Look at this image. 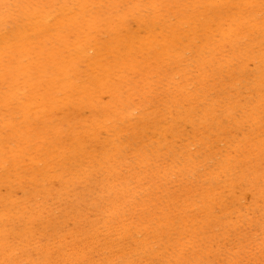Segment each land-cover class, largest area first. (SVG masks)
Masks as SVG:
<instances>
[{
    "label": "rangeland",
    "instance_id": "1",
    "mask_svg": "<svg viewBox=\"0 0 264 264\" xmlns=\"http://www.w3.org/2000/svg\"><path fill=\"white\" fill-rule=\"evenodd\" d=\"M263 30V0H0V264H264Z\"/></svg>",
    "mask_w": 264,
    "mask_h": 264
},
{
    "label": "bare ground",
    "instance_id": "2",
    "mask_svg": "<svg viewBox=\"0 0 264 264\" xmlns=\"http://www.w3.org/2000/svg\"><path fill=\"white\" fill-rule=\"evenodd\" d=\"M169 1H170V0H169ZM246 1H247V0H246ZM256 1H257V0H256ZM259 1H260V0H259ZM261 1H262V0H261ZM263 1H264V0H263ZM109 2H110V1H109ZM172 2H173V1H172ZM239 2H240V1H239ZM250 2H251V1H250ZM253 2H254V1H253ZM169 3H170V2H169ZM245 3H246V2H244V4H245ZM258 3H259V2H258ZM47 4H48V3H47ZM244 4H243V5H244ZM248 4H249V3H248ZM250 4H251V3H250ZM254 4H255V3H254ZM251 5H252V4H251ZM251 5H249L250 8H251ZM261 5H262V4H261ZM40 6H41V5H40ZM175 6H176V5H175ZM189 6H190V5H189ZM204 6H205V5H204ZM228 6H229V5H228ZM239 6H240V5H239ZM241 6H242V3H241ZM247 7H248V6H247ZM52 8H53V7H52ZM55 8H56V7H55ZM87 8H88V7H87ZM204 8H205V7H204ZM204 8H203V9H204ZM227 8H228V7H227ZM232 8H233V7H232ZM259 8H260V7H259ZM261 8H262V7H261ZM261 8H260V9H261ZM113 9H117V8H113ZM233 9H234V8H233ZM242 9H243V8H242ZM244 9H245V8H244ZM246 9H247V8H246ZM218 10H219V9H218ZM226 10H227V9H226ZM228 10H229V9H228ZM237 10H238V9H237ZM252 10H253V9H252ZM256 10H257V8H256ZM50 11H51V10H50ZM66 11H67V10H66ZM202 11H203V10H202ZM214 11H215V10H214ZM224 11H225V10H224ZM246 11H247V10H246ZM246 11H245V12H246ZM258 11H259V10H258ZM230 12H231V11H230ZM239 12H240V10H239ZM249 12H250V11H249ZM249 12H248V13H249ZM253 12H254V11H253ZM153 13H154V12H153ZM182 13H183V12H182ZM232 13H233V12H232ZM232 13H231V16L233 15ZM235 13H236V12H235ZM240 13H241V12H240ZM248 13H246V14H248ZM251 13H252V11H251ZM251 13H250V14H251ZM254 13H255V12H254ZM256 13H257V12H256ZM259 13H260V12H259ZM261 13H262V12H261ZM63 14H64V13H63ZM117 14H118V12H117ZM124 14H125V13H124ZM162 14H163V13H162ZM206 14H207V12H206ZM242 14H243V13H242ZM257 14H258V13H257ZM74 15H75V13H74ZM125 15H126V14H125ZM184 15H185V14H184ZM213 15H214V14H213ZM213 15H211V16H213ZM227 15H228V14H227ZM227 15H226V16H227ZM236 15H237V14H236ZM216 16H217V15H216ZM221 16H222V15H221ZM234 16H235V15H234ZM234 16H233V17H234ZM242 16H243V15H242ZM246 16H247V15H246ZM258 16H259V15H258ZM38 17H39V16H38ZM41 17H42V16H41ZM113 17H114V16H113ZM205 17H206V16H205ZM235 17H236V16H235ZM235 17H234V18H235ZM243 17H245V16H243ZM256 17H257V16H256ZM260 17H261V16H260ZM211 18H212V17H211ZM221 18H224V17H221ZM248 18H249V17H248ZM253 18H254V17H253ZM156 19H157V18H156ZM168 19H169V18H168ZM224 19H226V18H224ZM228 19H229V18H228ZM238 19H240V16H239ZM250 19H251V18H250ZM254 19H255V18H254ZM256 19H257V18H256ZM217 20H218V19H217ZM230 20H231V18H230ZM235 20H236V19H235ZM246 20H247V19H246ZM246 20H245V21H246ZM261 20L263 21V19H261ZM261 20H260V22H261ZM55 21H56V20H55ZM247 21H248V20H247ZM143 22H144V21H143ZM194 22H195V21H194ZM226 22H227V21H226ZM231 22H233V19L231 20ZM253 22H254V20H253ZM256 22H257V21H256ZM102 23H103V22H102ZM151 23H152V22H151ZM172 23H173V22H172ZM221 23H222V22H221ZM237 23H238V22H237ZM247 23H248V22H247ZM254 23H255V22H254ZM258 23H259V22H258ZM43 24H44V23H43ZM182 24H183V23H182ZM185 24H186V23H185ZM218 24H220V23H218ZM218 24H217V26H219ZM224 24H225V23H224ZM240 24H241V23H240ZM259 24H260V23H259ZM152 25H153V24H152ZM175 25H176V24H175ZM225 25H226V24H225ZM229 25H231V24H229ZM238 25H239V24H238ZM243 25H244V24H243ZM247 25H249V24H247ZM252 25H253V24H252ZM252 25H250V26H252ZM209 26H210V25H209ZM211 26H212V25H211ZM211 26H210V27H211ZM231 26H232V25H231ZM260 26H262V25H260ZM6 27H7V26H6ZM74 27H75V26H74ZM90 27H91V26H90ZM174 27H175V26H174ZM235 27H236V26H235ZM237 27H238V26H237ZM240 27H241V25H240ZM244 27L246 28L247 26L245 25ZM253 27H254V26H253ZM253 27H252V28H253ZM57 28H58V27H57ZM215 28H216V27H215ZM226 28H227V27H226ZM241 28H242V27H241ZM184 29H185V28H184ZM212 29H213V28H212ZM253 29H254V28H253ZM259 29H260V28H259ZM144 30H145V29H144ZM153 30H154V29H153ZM200 30H201V29H200ZM223 30H224V29H223ZM227 30L230 31V29H227ZM235 30H236V29H235ZM244 30H245V29H244ZM251 30H252V29H251ZM254 30H255V29H254ZM62 31H63V30H62ZM73 31H74V30H73ZM82 31H83V30H82ZM210 31H211V29H210ZM213 31H214V30H213ZM238 31H239V30H238ZM238 31L235 32V33H239ZM249 31H250V30H249ZM252 31H253V30H252ZM260 31H261V30H260ZM263 31H264V30H263ZM51 32H52V31H51ZM146 32H147V31H146ZM155 32H156V31H155ZM157 32H158V31H157ZM232 32H233V31H232ZM241 32H242V31H241ZM241 32H240V33H241ZM243 32H244V31H243ZM258 32H259V31H258ZM162 33H163V32H162ZM178 33H179V32H178ZM194 33H195V32H194ZM197 33H198V32H197ZM201 33H202V31H201ZM223 33H224V32H223ZM249 33H250V32H249ZM249 33H247V34H249ZM253 33H254V32H253ZM256 33H257V31H256ZM89 34H90V33H89ZM149 34H150V33H149ZM202 34H203V33H202ZM211 34H212V33H211ZM226 34H227V33H226ZM242 34H243V33H242ZM251 34H252V33H251ZM77 35H78V34H77ZM105 35H106V34H105ZM144 35H145V34H144ZM162 35H163V34H162ZM162 35H161V37H162ZM171 35H172V34H171ZM194 35H195V34H194ZM200 35H201V34H200ZM208 35H209V34H208ZM224 35H225V34H224ZM238 35L240 36L241 34H238ZM258 35H259V34H258ZM261 35H262V33H261ZM263 35H264V34H263ZM23 36H24V35H23ZM71 36H73V35H71ZM127 36H128V35H127ZM137 36H138V35H137ZM142 36H143V35H142ZM180 36H181V35H180ZM182 36H183V35H182ZM201 36H202V35H201ZM227 36H228V35H227ZM243 36H245V35H243ZM246 36H248V35H246ZM88 37H89V36H88ZM132 37H133V36H132ZM143 37H144V36H143ZM151 37H152V36H151ZM234 37L236 38V35H235ZM248 37H249V36H248ZM254 37H255V36H254ZM262 37H263V36H262ZM155 38H156V37H155ZM198 38H199V37H198ZM235 38H234V39H235ZM250 38H251V37H250ZM42 39H43V38H42ZM105 39H106V38H105ZM128 39H129V38H128ZM137 39H138V38H137ZM205 39H206V38H205ZM207 39L209 40V38H207ZM222 39H223V38H222ZM238 39H239V38H238ZM247 39H248V38H247ZM163 40H164V39H163ZM165 40H166V39H165ZM191 40H192V39H191ZM218 40H219V39H218ZM251 40H252V39H251ZM122 41L124 42L123 36H122ZM196 41H197V40H196ZM206 41H207V40H206ZM219 41H220V40H219ZM242 41H243V40H242ZM246 41H247V40H246ZM255 41H256V40H255ZM147 42H148V41H147ZM160 42H161V41H160ZM193 42H194V40H193ZM207 42H208V41H207ZM260 42H261V41H260ZM50 43H51V42H50ZM118 43H119V42H118ZM120 43H121V42H120ZM143 43H145V42H143ZM211 43H212V41H211ZM221 43H222V41H221ZM236 43H237V41H236ZM236 43H234V44H236ZM244 43H245V40H244ZM249 43H250V41H249ZM256 43H257V42H256ZM258 43H259V42H258ZM125 44L128 45V43H125ZM194 44H195V42H194ZM240 44H241V43H240ZM240 44H239V45H240ZM252 44H253V43H252ZM113 45H114V44H113ZM136 45H137V44H136ZM150 45H151V44H150ZM173 45H174V44H173ZM216 45H217V43H216ZM220 45H221V44H220ZM222 45H223V43H222ZM227 45H228V44H227ZM241 45H242V44H241ZM255 45H256V44H255ZM257 45H258V44H257ZM259 45H260V44H259ZM120 46H121V45H120ZM153 46H154V45H153ZM167 46H168V45H167ZM207 46H208V45H207ZM207 46H206V47H207ZM237 46H238V45H237ZM201 47H203V46H201ZM219 47H220V46H219ZM221 47H222V46H221ZM238 47H240V46H238ZM244 47H245V46H244ZM263 47H264V46H263ZM82 48H83V47H82ZM130 48H132V47H130ZM240 48H241V47H240ZM121 49H122V48H121ZM172 49H173V48H172ZM215 49H216V48H215ZM234 49H235V48H234ZM261 49H262V48H261ZM59 50H60V49H59ZM67 50H68V49H67ZM87 50H88V49H87ZM89 50H93V49H89ZM165 50H166V49H165ZM181 50H183V49H181ZM218 50H220V49H218ZM237 50H238V49H237ZM241 50H242V49H241ZM244 50H245V49H244ZM263 50H264V49H263ZM18 51H19V49H18ZM200 51H201V50H200ZM200 51H199V52H200ZM220 51H221V50H220ZM255 51H256V50H255ZM148 52H149V51H148ZM177 52H178V51H177ZM238 52H239V51H238ZM245 52H246V51H245ZM252 52H254V51H252ZM83 53H84V52H83ZM161 53H162V52H161ZM236 53H237V51H236ZM243 53H244V52H243ZM243 53H242V54H243ZM246 53H247V52H246ZM256 53H258V52H256ZM34 54H35V53H34ZM254 54H255V53H254ZM123 55H124V54H123ZM179 55H180V54H179ZM247 55H248V53H247ZM255 55H256V54H255ZM259 55H260V54H259ZM259 55H258V56H259ZM263 55H264V54H262V56H263ZM183 56H184V55H183ZM240 56H241V54H240ZM245 56H246V55H245ZM135 57H137V56H135ZM192 57H193V56H192ZM246 57H247V56H246ZM259 57H260V56H259ZM259 57H258V59H259ZM48 58H49V57H48ZM85 58H86V57H85ZM133 58H134V57H133ZM152 58H153V57H152ZM244 58H245V57H244ZM256 58H257V57H256ZM88 59H89V57H88ZM102 59H103V58H102ZM112 59H113V58H112ZM126 59H127V58H126ZM160 59H161V58H160ZM52 60H53V59H52ZM41 61H42V60H41ZM155 61H156V60H155ZM203 61H204V60H203ZM205 61H206V60H205ZM263 61H264V59H263ZM55 62H56V61H55ZM57 62H58V61H57ZM61 62H62V61H61ZM138 62H139V61H138ZM228 62H229V61H228ZM241 62H242V61H241ZM259 62H261V61H259ZM246 63H247V62H246ZM65 64H67V63L65 62ZM74 64H75V63H74ZM149 64H150V63H149ZM50 65H51V64H50ZM135 65H136V64H135ZM201 65H202V63H201ZM201 65H199V66H201ZM216 65H217V64H216ZM216 65H215V66H216ZM226 65H227V64H226ZM226 65H225V66H226ZM62 66H63V65H62ZM237 66H238V65H237ZM239 66H240V65H239ZM245 66H246V65H245ZM1 67H2V66H1ZM1 67H0V68H1ZM23 67H24V66H23ZM246 67H247V66H246ZM31 68H32V67H31ZM63 68H65V67H63ZM61 69H62V68H61ZM68 69H69V68H68ZM136 69H137V68H136ZM242 69H243V67H242ZM11 70H12V69H11ZM41 70H43V69H41ZM58 71H60V70H58ZM126 71H127V70H126ZM30 72H31V71H30ZM30 72H29V73H30ZM151 72H152V71H151ZM13 73H14V72H13ZM53 73H54V72H53ZM59 73H60V72H59ZM59 73H58V74H59ZM245 73H246V72H245ZM14 74H15V73H14ZM47 74H48V73H47ZM94 74H95V73H94ZM28 75H29V74H28ZM63 75H64V74H63ZM98 75H99V74H98ZM135 75H136V74H135ZM22 76H23V75H22ZM123 76H124V75H123ZM61 78H62V77H61ZM17 79H18V78H17ZM46 79H47V78H46ZM227 79H228V78H227ZM241 79H242V78H241ZM101 80H102V79H101ZM14 81H15V80H14ZM66 81H67V80H66ZM1 82H2V81H1ZM236 82H237V81H236ZM260 82H261V81H260ZM68 83H69V82H68ZM223 83H224V82H223ZM233 83H234V82H233ZM237 83H238V82H237ZM255 83H256V82H255ZM23 84H24V83H23ZM183 84H184V83H183ZM187 84H188V83H187ZM67 85H68V84H67ZM67 85H66V86H67ZM103 85H104V84H103ZM108 85H109V84H108ZM122 85H123V84H121V86H122ZM225 85H226V84H225ZM93 86H94V85H93ZM180 86H181V85H180ZM228 86H229V85H228ZM230 86H231V85H230ZM19 87H20V85H19ZM23 87H24V86H23ZM258 87H259V86H258ZM68 88H69V87H68ZM73 88H74V87H73ZM95 88H96V86H95ZM180 88H181V87H180ZM20 89H21V88H20ZM26 89H27V88H26ZM114 89H115V88H114ZM177 89H178V88H177ZM261 89H262V88H261ZM37 90H38V89H37ZM53 90H54V89H53ZM76 90H77V89H76ZM182 90L184 91L185 89H182ZM61 91H62V90H61ZM24 92H25V89H24ZM64 92H65V91H64ZM185 92H186V91H185ZM185 92H184V94H186ZM179 93H180V92H179ZM181 93H182V92H181ZM176 94H177V93H176ZM176 94H175V96H176ZM187 94H188V93H187ZM187 94H186V95H187ZM182 95H183V94H182ZM179 97H181V96L179 95ZM12 98H13V97H12ZM166 98H167V97H166ZM182 98H183V97H182ZM70 100H71V99H70ZM176 100H177V99H176ZM176 100H175V101H176ZM178 101H179V100H178ZM184 102H185V100H184ZM66 103H67V100H66ZM172 103H173V102H172ZM180 103H181V102H180ZM182 103H183V102H182ZM228 103H229V102H228ZM173 104H174V103H173ZM187 104H188V103H187ZM64 105H65V104H64ZM66 105H67V104H66ZM175 105H177V104H175ZM180 105H181V104H180ZM184 106H185V105H184ZM36 109H37V108H36ZM164 109H166V108H164ZM168 109H169V108H168ZM193 109H194V108H193ZM255 109H256V108H255ZM194 110H195V109H194ZM234 111H235V110H234ZM253 111H254V110H253ZM111 112H112V111H111ZM188 113H189V112H188ZM210 113H211V112H210ZM252 113H253V112H252ZM11 114H12V113H11ZM30 114H31V113H30ZM156 114H157V113H156ZM16 115H17V114H16ZM113 115H114V113H113ZM2 116H3V115H2ZM229 116H230V115H229ZM12 117H13V116H12ZM256 117H257V116H256ZM143 118H144V117H143ZM157 118H158V117H157ZM161 118H162V117H161ZM232 118H233V117H232ZM242 118H243V117H242ZM24 119H25V118H24ZM50 119H51V118H50ZM159 119H160V118H158V120H159ZM161 120H162V119H161ZM163 120H164V119H163ZM25 121H26V120H25ZM159 121H160V120H159ZM159 121H158V123H159L160 126H161V124H162L163 122L160 121V122H161V123H160ZM18 122H19V121H18ZM69 122H70V121H69ZM224 122H225V121H224ZM47 123H48V122H47ZM50 123H52V122H50ZM42 124H43V123H42ZM142 124H143V123H142ZM236 124H237V123H236ZM247 124H248V123H247ZM154 125H155V124H154ZM243 125H244V124H243ZM243 125H242V126H243ZM34 127H35V126H34ZM40 127H41V125H40ZM42 127H43V126H42ZM69 127H70V126H69ZM134 127H135V125H134ZM144 127H145V126H144ZM169 127H170V126H169ZM172 127H173V126H172ZM172 127H171V129H172ZM215 127H216V125H215ZM140 128H141V127H140ZM140 128H139V129H140ZM147 128H148V127H147ZM149 128H151V126H150ZM155 128H156V127H155ZM173 128H174V127H173ZM239 128H240V127H239ZM242 128H243V127H242ZM261 128H262V127H261ZM134 129H135V128H134ZM243 129H244V128H243ZM71 130H72V129H71ZM142 130H143V129H142ZM150 130H151V129H150ZM135 131H136V130H135ZM164 131H165V130H164ZM238 131H239V130H238ZM241 131H242V130H241ZM136 132H137V131H136ZM157 132H158V131H157ZM132 133H133V132H132ZM139 133H140V130H139ZM163 133H164V132H163ZM163 133H161V134H163ZM41 134H42V133H41ZM91 134H92V133H91ZM126 134H127V133H126ZM136 134H137V133H136ZM154 134H155V133H154ZM130 135H131V134H130ZM41 136H42V135H41ZM154 136H156V135H154ZM154 136H153V137H154ZM163 136H165V135H163ZM207 136H208V135H207ZM253 136H254V135H253ZM76 138H77V137H76ZM79 138H81V136H80ZM79 138H78V140H79ZM82 138H83V137H82ZM82 138H81V139H82ZM136 139H137V138H136ZM41 140H42V139H41ZM86 140H88V139H86ZM89 140H90V138H89ZM252 140H253V139H252ZM256 140H257V139H256ZM79 141H80V140H79ZM111 141H112V140H111ZM46 142H47V141H46ZM86 142H87V141H86ZM109 142H110V141H109ZM109 142H108V143H109ZM138 142H139V141H138ZM76 143H77V142H76ZM80 143H81V142H80ZM255 143H256V142H255ZM10 144H11V143H10ZM41 144H42V143H41ZM81 144H82V143H81ZM81 144H80V145H81ZM83 144H84V143H83ZM252 144H253V143H252ZM71 145H72V144H71ZM104 145H105V144H104ZM136 145H137V144H136ZM253 145H254V144H253ZM259 145H260V144H259ZM73 146H74V145H73ZM77 146H79V145H77ZM77 146H76V147H77ZM132 146H134V145H132ZM74 147H75V146H74ZM138 147H139V146H138ZM254 147H255V146H254ZM54 149H55V148H54ZM54 149H52V150H54ZM37 150H38V149H37ZM50 151H51V150H50ZM54 151H55V150H54ZM116 151H117V150H116ZM119 151H120V150H119ZM113 152H114V151H113ZM138 152H139V151H138ZM143 152H145V151H143ZM117 153H118V152H117ZM52 155H53V154H52ZM116 155H117V154H116ZM144 155H145V154H144ZM64 158H65V157H64ZM67 158H68V157H67ZM67 158H66V159H67ZM69 158H71V157L69 156ZM143 159H144V158H143ZM144 160H145V159H144ZM50 163H51V162H50ZM52 163H53V162H52ZM1 165H2V164H1ZM233 165H234V164H233ZM52 168H53V166H52ZM50 171H51V170H50ZM23 173H24V172H23ZM21 181H22V180H21ZM32 181H33V180H32ZM38 186H39V185H38ZM102 187H104V186H102ZM261 187H262V186H261ZM95 189H96V188H95ZM1 190H2V188H1ZM93 191H94V190H93ZM93 191H92V192H93ZM261 191H262V190H261ZM122 192H123V191H122ZM0 193H1V192H0ZM122 194H123V193H122ZM109 195H110V194H109ZM12 196H13V195H12ZM110 200H111V199H110ZM116 200H117V199H116ZM119 201H120V200H119ZM100 202H101V201H100ZM115 203H116V202H115ZM232 203H233V202H232ZM113 204H114V203H113ZM118 206H119V205H118ZM118 206H117V207H118ZM114 209H115V208H114ZM88 212H89V211H88ZM40 214H41V213H40ZM30 216H31V215H30ZM35 216H37V215L35 214ZM240 217H241V216H240ZM13 220H14V219H13ZM183 221H184V220H183ZM122 223H123V222H122ZM38 224H39V223H38ZM124 224H125V223H124ZM1 226H2V225H1ZM32 226H34V225H32ZM54 227H55V226H54ZM125 227H126V226H125ZM0 228H1V227H0ZM2 228H3V227H2ZM32 228H33V227H32ZM49 228H50V227H49ZM35 229H36V228H35ZM30 230H31V229H30ZM43 232H44V231H43ZM135 232H136V231H135ZM40 234H41V233H40ZM51 234H52V233H51ZM4 235H5V234H4ZM152 236H153V235H152ZM50 237H51V236H50ZM53 237H54V236H53ZM12 238H13V237H12ZM14 238H15V237H14ZM81 239H82V238H81ZM26 240H27V239H26ZM80 241H81V240H80ZM4 242H5V241H4ZM153 245H154V244H153ZM90 249H91V248H90ZM48 250H49V249H48ZM52 250H53V249H52ZM41 251H42V250H41ZM51 252H52V251H51ZM86 252H87V251H86ZM52 254H53V253H52ZM54 254H55V253H54ZM88 254H89V253H88ZM111 254H112V253H111ZM87 256H88V255H87ZM119 256H120V255H119ZM103 257H104V256H103ZM103 257H102V258H103ZM117 257H118V256H117ZM61 258H62V257H61ZM87 258H88V257H87ZM22 259H23V258H22ZM67 259H68V258H67ZM75 259H76V258H75ZM75 259H74V260H75ZM105 259H106V258H105ZM7 260H8V259H7ZM55 260H56V259H55ZM51 261H52V260H51ZM75 261H76V260H75ZM77 261H78V260H77ZM77 261H76V262H77ZM56 264H57V263H56ZM60 264H61V263H60ZM65 264H66V263H65ZM70 264H71V263H70ZM103 264H104V263H103Z\"/></svg>",
    "mask_w": 264,
    "mask_h": 264
}]
</instances>
